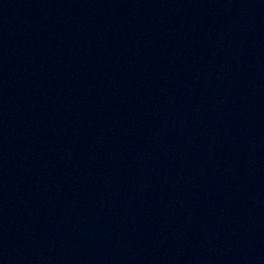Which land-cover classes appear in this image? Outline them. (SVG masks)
<instances>
[{
    "label": "water",
    "instance_id": "95a60500",
    "mask_svg": "<svg viewBox=\"0 0 264 264\" xmlns=\"http://www.w3.org/2000/svg\"><path fill=\"white\" fill-rule=\"evenodd\" d=\"M0 264H264V0H0Z\"/></svg>",
    "mask_w": 264,
    "mask_h": 264
}]
</instances>
